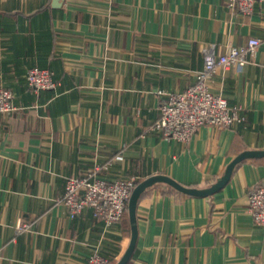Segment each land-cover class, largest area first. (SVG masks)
Returning <instances> with one entry per match:
<instances>
[{"label": "crops", "instance_id": "crops-1", "mask_svg": "<svg viewBox=\"0 0 264 264\" xmlns=\"http://www.w3.org/2000/svg\"><path fill=\"white\" fill-rule=\"evenodd\" d=\"M227 0H0V86L16 110L0 115V264L119 261L130 221L107 227L84 209L72 217L66 180L93 171L140 182L157 175L209 188L248 150H264V2L244 15ZM262 41L244 66H219L215 95L244 120L202 126L187 143L152 129L170 94L197 82L207 53ZM53 72L54 90L34 91L27 73ZM264 186V157L238 163L228 183L192 196L165 182L137 207L131 260L146 264H264V227L248 197Z\"/></svg>", "mask_w": 264, "mask_h": 264}, {"label": "built area", "instance_id": "built-area-1", "mask_svg": "<svg viewBox=\"0 0 264 264\" xmlns=\"http://www.w3.org/2000/svg\"><path fill=\"white\" fill-rule=\"evenodd\" d=\"M264 0H227L231 9H237L244 15L254 12L257 3ZM262 41L251 37L243 45H232L224 54L207 53L203 70L197 75V82L183 92L168 96L160 108V117L152 129L163 137L182 143L190 141L202 126H211L217 130L242 122L237 106L223 96L215 95L209 86V79L219 66H244L255 54ZM28 87L34 91L56 89L58 83L52 71L33 68L27 73ZM13 94L0 86V115L12 114L16 107ZM100 165L93 171L66 180L64 204L72 217L84 209L93 210L94 217L105 222L107 227L119 223L124 215L130 195L138 179L99 176ZM248 213L257 226L264 227V186H256L248 197ZM111 259L98 252H93L87 264H110ZM128 264H146L141 260H131Z\"/></svg>", "mask_w": 264, "mask_h": 264}, {"label": "water", "instance_id": "water-1", "mask_svg": "<svg viewBox=\"0 0 264 264\" xmlns=\"http://www.w3.org/2000/svg\"><path fill=\"white\" fill-rule=\"evenodd\" d=\"M256 157H264V150H248L239 154L228 165L223 177L217 183H215L209 188L198 189L193 187H186L180 183H177L176 181L165 175L153 176L137 184L134 190L132 191L128 201V213H129V220L131 226V242L124 255L116 264H128L134 255L137 237H138L136 207L141 194L144 192V190L147 187H150L151 185L158 182H165L170 186H172L173 188H175L176 190L188 195H192V196L211 195L216 191L220 190L221 188H223L228 183L233 173V170L238 163H240L245 159L256 158Z\"/></svg>", "mask_w": 264, "mask_h": 264}, {"label": "trees", "instance_id": "trees-1", "mask_svg": "<svg viewBox=\"0 0 264 264\" xmlns=\"http://www.w3.org/2000/svg\"><path fill=\"white\" fill-rule=\"evenodd\" d=\"M123 217L127 218V220H129V213H128V202H127V206H126V209H125V212H124V215ZM130 221V220H129ZM131 261V260H130ZM118 261L116 260H112L110 261V264H116Z\"/></svg>", "mask_w": 264, "mask_h": 264}]
</instances>
